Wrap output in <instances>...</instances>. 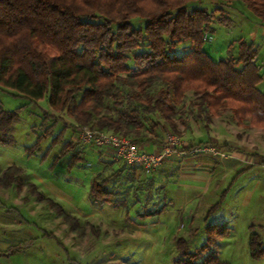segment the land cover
<instances>
[{"label":"trees","instance_id":"obj_1","mask_svg":"<svg viewBox=\"0 0 264 264\" xmlns=\"http://www.w3.org/2000/svg\"><path fill=\"white\" fill-rule=\"evenodd\" d=\"M234 1L244 2L264 21V0H0V87L33 102L47 98L53 111L70 120L54 116L56 123L39 138L38 149L60 122L64 128L56 143L72 125L127 137L141 146L160 143V130L168 127L178 133L177 120L188 127L183 110L191 92L198 119L206 114L203 120L210 124L232 111L238 125L264 130V90L258 88L263 75L255 45L243 41L238 58L218 61L205 49L206 36L216 31V15L207 4ZM135 19L144 25L135 27ZM217 22L231 24L224 14ZM184 44L188 50L177 55ZM50 118L45 115V124ZM19 119V110L8 111L0 104V145H15ZM72 151L70 166L83 153L78 142H67L61 156ZM123 171L119 168L109 177L102 173L93 180L94 204H112L117 193L109 186ZM24 173L11 166L0 176V188L21 190ZM29 187L37 193L35 185ZM255 228H249V246L252 258L260 260L264 242ZM206 231V243L195 251H190L188 240H177L176 264H227L219 261L213 246L218 238L229 236V228L207 225ZM31 243L11 246L0 256L22 253Z\"/></svg>","mask_w":264,"mask_h":264},{"label":"rangeland","instance_id":"obj_2","mask_svg":"<svg viewBox=\"0 0 264 264\" xmlns=\"http://www.w3.org/2000/svg\"><path fill=\"white\" fill-rule=\"evenodd\" d=\"M207 7L216 15V31L206 36L207 52L217 61L238 58L240 43H253L263 75L258 88L264 90V21L242 1L207 4ZM221 14L230 18V25L217 22ZM133 24L140 27L144 22L135 19ZM188 46H180L177 55H182ZM196 102L194 94L188 93L183 110L188 127L177 120L178 133L166 127L158 132L161 138L172 133L179 138L182 152L185 139L208 140L207 131L213 123L217 133H228L251 151L264 155L263 129L238 125L232 111L213 118L208 124L203 120L206 114L201 120L197 118V107H191ZM0 104L5 110L20 111L15 145H0V176L11 166L25 171L21 190L15 186L0 188V252L21 242H32L22 253L0 256V264H176L180 256L179 238L188 240L190 251H195L207 241V225L223 224L230 234L218 238L213 246L220 262L264 264V257L252 258L249 246L252 224L264 242V170L255 168L237 177L232 173L219 175L208 193L195 198L191 207L183 205L181 208V203L174 207L169 200L174 201L173 196L180 189L187 193L180 187L184 183L177 180L179 166L164 168L165 165L158 172L146 175L117 159L111 150L84 146L79 139L80 127L73 125L62 141L56 143L64 128L62 122L41 141L38 149L39 138L56 123L54 116L63 115L51 109L47 98L33 102L3 87H0ZM45 113L51 116L46 124ZM67 142H78L79 149L83 150L81 159L73 166L70 162L74 151L61 156ZM217 148L225 158L218 145ZM185 153L189 155L192 151L188 149ZM207 156L219 158L213 154ZM119 168H124L122 175L109 186L117 193L112 204H94L90 193L96 175L103 172L104 177H109ZM29 183L35 185L37 193L32 194ZM38 193L45 199L40 200ZM48 199L60 205L65 214H59ZM218 204L219 207L209 213ZM163 207L162 214L146 216Z\"/></svg>","mask_w":264,"mask_h":264},{"label":"crops","instance_id":"obj_3","mask_svg":"<svg viewBox=\"0 0 264 264\" xmlns=\"http://www.w3.org/2000/svg\"><path fill=\"white\" fill-rule=\"evenodd\" d=\"M207 132L209 134L208 140H202L203 138L194 140L185 139L182 152L172 156L168 162H166V167H164L165 165L162 166L164 168H168L172 165L179 166V169L177 170L179 177H177V180L184 183L180 184V187L183 186V188L187 191V193H182L180 189V191L173 196L174 201L169 200L174 207H177L179 203H181V208L183 205L191 207V203L196 202L195 198H200L202 194L208 193V190L211 188L213 183L218 180L219 175L232 173L237 177L242 172H248L254 170L255 168L258 170H264L263 154H259L255 150L251 151L246 146L242 145L238 138L233 139V136L228 133H217L213 128V123L210 125V131ZM164 140L165 138H162L160 143L147 144L144 147L146 150L150 148V151H157L162 146ZM208 142H211L210 144L215 146L218 145L226 157L214 159L213 157L207 155L196 157L185 153V150H188L192 145ZM223 144H227L228 148L222 146ZM180 153L185 154H183V156ZM101 160H106V158L101 157ZM175 161L177 163L174 164ZM162 167L158 170L162 169ZM158 170L156 172H158ZM140 171L143 172L141 169ZM102 173L103 172L98 175H101ZM98 175H96V177ZM259 179L261 180L260 177ZM58 195H62L61 197L66 198L63 194L58 193ZM179 200L181 202H179ZM251 226L255 225L252 224ZM251 226H249V228ZM258 226L263 227V225L260 224Z\"/></svg>","mask_w":264,"mask_h":264},{"label":"built area","instance_id":"obj_4","mask_svg":"<svg viewBox=\"0 0 264 264\" xmlns=\"http://www.w3.org/2000/svg\"><path fill=\"white\" fill-rule=\"evenodd\" d=\"M79 133V139L84 146H94L97 149L111 150L117 159L124 161L130 167L140 168L146 175L155 173L160 167L165 165L172 156L180 152L179 149L182 146L179 138L172 133L166 135L162 146L157 151H148L144 146L133 142L127 137L93 130L88 127H80ZM191 151L192 153L189 154L191 156L209 154L218 157L223 156L217 146L212 144L197 146L191 149Z\"/></svg>","mask_w":264,"mask_h":264}]
</instances>
